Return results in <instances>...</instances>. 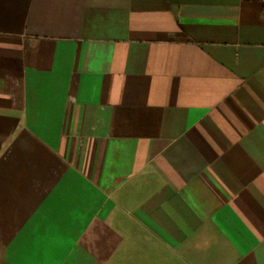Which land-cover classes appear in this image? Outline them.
<instances>
[{
    "label": "crops",
    "instance_id": "0c3cea01",
    "mask_svg": "<svg viewBox=\"0 0 264 264\" xmlns=\"http://www.w3.org/2000/svg\"><path fill=\"white\" fill-rule=\"evenodd\" d=\"M0 264H264V0H0Z\"/></svg>",
    "mask_w": 264,
    "mask_h": 264
}]
</instances>
